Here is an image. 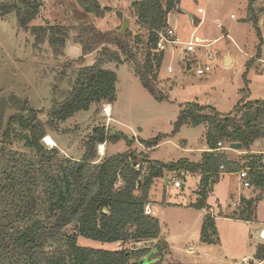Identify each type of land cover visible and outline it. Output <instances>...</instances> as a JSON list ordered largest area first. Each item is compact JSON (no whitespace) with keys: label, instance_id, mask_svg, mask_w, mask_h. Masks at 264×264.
I'll return each instance as SVG.
<instances>
[{"label":"rangeland","instance_id":"374dc122","mask_svg":"<svg viewBox=\"0 0 264 264\" xmlns=\"http://www.w3.org/2000/svg\"><path fill=\"white\" fill-rule=\"evenodd\" d=\"M40 1L41 12L32 26L59 24L73 28V24L85 22L94 24L104 33L122 25L116 10L123 11L130 22L124 33L130 31L135 56L143 63L148 31L137 20L133 5L137 0H98L106 8L101 17L85 11L77 0ZM248 5L249 0H176L169 12L168 24L184 39L193 41L198 36L207 39L210 45L195 46L192 53L167 49L157 77L152 79L163 98L152 95L142 83L135 62L122 55L121 63L106 61L103 65L117 73V100L111 105L94 103L88 111H80L59 123L52 122L55 104L70 93L79 70L93 65L100 54L95 51L83 55L80 44L74 41L73 30L67 45L58 50L48 38L38 42L31 28H21L16 13L0 17V138L8 117L20 112L26 102L39 110V118L46 124L47 134L42 142L48 148H59L65 157L81 158L88 135L95 127L105 126L108 138L116 134H124L126 138L115 143L111 139L99 143L98 159L110 154L131 153L144 171L151 164L200 161L205 149L206 124L197 127L186 124L173 133L183 106L197 102L229 113L243 97L264 99V11L261 12L264 0L255 4L260 17L257 25L247 20ZM136 37L142 42H137ZM72 46L80 48V52H71ZM112 49L117 50L115 46ZM210 54L214 60H209ZM229 55L232 61L225 65ZM250 60L251 66H248ZM199 65L205 68V74H197ZM108 106L110 115L106 113ZM159 134H167L168 139L156 147L148 148L142 141ZM47 136L54 139L55 145L50 146ZM14 142L16 150L25 151L23 141L15 139ZM101 144L105 147L102 153ZM225 150L230 159L244 162V151ZM135 168L141 167L136 165ZM174 179H178L182 187L173 188ZM200 180V173L183 167L177 171L164 168V176L154 181L149 199L154 210L152 215L159 220L161 234L169 245L164 251L163 264H256L255 255L263 243L259 232L264 225V200L260 202V215L256 220L239 219L243 197L256 193L253 186L242 187L239 176L230 173L214 181L207 200L209 207H197L194 204L200 197L197 192ZM210 208L217 217L214 218L216 236L212 243H205L202 228ZM157 242L108 243L85 237L79 239L81 245L94 248H149L152 262L157 260Z\"/></svg>","mask_w":264,"mask_h":264},{"label":"trees","instance_id":"16d2710c","mask_svg":"<svg viewBox=\"0 0 264 264\" xmlns=\"http://www.w3.org/2000/svg\"><path fill=\"white\" fill-rule=\"evenodd\" d=\"M88 13L103 16L98 0H77ZM258 0H249L247 20L258 24L255 8ZM176 0H137L133 3L138 22L148 31L143 63L135 56L130 31L119 29L99 31L92 23L32 26L39 16L40 0H0V17L16 13L23 29H32L38 42L48 38L55 49H62L75 32L74 41L83 55L98 52L93 65L79 70L70 93L56 103L52 122H63L80 111H88L94 103L113 104L117 100V73L103 65L106 61L121 63L122 55L135 62L144 86L162 99L152 79L156 63L159 69L164 54L151 57V49L158 40L157 31L169 26L168 15ZM264 9L261 10V12ZM258 35H260L257 27ZM137 42L142 39L136 37ZM115 46L117 50L112 49ZM260 55L258 52L257 56ZM254 58V57H253ZM251 60L248 61L250 66ZM206 124L205 149L200 161L185 164L183 160L170 164H151L144 171L135 168L137 157L122 152L97 157V145L114 143L124 134L108 138L105 126H98L88 135L81 158L65 157L59 148H48L42 142L46 124L39 118V110L25 104L20 112L11 114L0 138V264H132L146 257L149 248L136 251L102 249L83 246L80 237L108 243L145 241L154 243L156 261L163 264L168 242L161 234L159 220L145 213L150 203V190L156 178L164 176V168L187 170L201 174L197 207H209L211 181H218L222 172L233 173L249 168V179L255 190L251 199L243 197L239 219L253 221L257 208L264 200V154L255 153L256 142L264 138V99L242 98L229 113H221L215 106L191 102L182 107L174 123V134L183 125ZM15 139L23 141L25 151L14 148ZM167 134L143 139L148 148L160 145ZM240 143L246 154L244 162L232 160L223 147ZM148 162V161H147ZM224 167L223 169L221 167ZM119 178L122 185L117 186ZM214 216L207 214L203 221L202 241L212 243L216 236ZM256 259L264 257V245H259Z\"/></svg>","mask_w":264,"mask_h":264},{"label":"built area","instance_id":"2783aa9c","mask_svg":"<svg viewBox=\"0 0 264 264\" xmlns=\"http://www.w3.org/2000/svg\"><path fill=\"white\" fill-rule=\"evenodd\" d=\"M157 35H158V40L156 42V45L153 46L152 49H151V57L152 58H154L158 54H164L167 51V49L170 48V47H172L173 49L183 50L186 53H192V52L195 51V46L204 47V46H209L210 45L209 43H206L207 39H202V38H200L198 36H196L193 41L186 40V39L183 38L182 35L179 34V32L174 27H172L170 25L168 27L164 28V29H161V30L157 31ZM209 60H214V56L212 54L209 55ZM262 65L264 67V60H262ZM153 69L154 70L149 75L150 78H152L153 75L155 73H157V71H156V63L154 65ZM168 70L171 72L172 71V67L169 66ZM205 73H206L205 68L203 66L199 65L198 68H197V74L203 75ZM50 146H53V145H50ZM229 148H230L229 146L228 147H223V149H229ZM136 165L139 166L140 164L136 163L134 166H136ZM221 168L223 169L224 167L222 166ZM236 174L239 176V179L241 180L242 186L244 188H249L251 186V182H250V179H249V168H242L239 171H237ZM121 182H122V179L119 178L117 186H120L119 183H121ZM172 187L173 188H180V187H182V184H181V182L178 179H174L173 183H172ZM145 213L149 214V215L153 214V211H152L150 203L145 205ZM259 237H260V239H264V228L260 229ZM139 242H142V241H139ZM138 249L139 248H137V247L136 248H132L133 251H136ZM256 264H264V257L262 259H259Z\"/></svg>","mask_w":264,"mask_h":264},{"label":"water","instance_id":"95a60500","mask_svg":"<svg viewBox=\"0 0 264 264\" xmlns=\"http://www.w3.org/2000/svg\"><path fill=\"white\" fill-rule=\"evenodd\" d=\"M116 14L119 17L120 20L123 21L122 25H118L116 28L121 30L122 33H124V31L129 27L130 22L127 16H124V12L121 10H116ZM71 52H75V53H79L80 52V48L72 46L70 49ZM231 62V57L230 55L226 58L225 61V65L230 64ZM187 69L190 70L191 69V65L189 62H187ZM259 141H257L256 143L258 144ZM230 149H236L239 150L242 148V145L240 143H232L230 144ZM137 162L134 163V165ZM215 180L211 181V186L214 184ZM168 182V179H166V183ZM153 260L151 259V254H148L146 257L144 258H140L134 262H132V264H150Z\"/></svg>","mask_w":264,"mask_h":264},{"label":"crops","instance_id":"0c3cea01","mask_svg":"<svg viewBox=\"0 0 264 264\" xmlns=\"http://www.w3.org/2000/svg\"><path fill=\"white\" fill-rule=\"evenodd\" d=\"M170 26H172V25H170ZM173 27V26H172ZM259 57H261V56H259ZM225 61H226V59H225ZM232 61V60H231ZM250 66H251V63H250ZM262 146H263V139H261L259 142H258V144L256 143V150H254V152L255 153H260V154H264V148H262ZM228 151V150H227ZM226 151V152H227ZM233 173H236V172H233ZM226 174H230V173H227V172H222L221 173V175H220V178L221 177H224ZM219 178V179H220ZM243 187V186H242ZM150 193H151V190H150ZM245 197L247 198V199H251L253 196H248V194H246L245 195ZM242 198V197H241ZM151 200V199H150ZM263 201V200H262ZM261 201V202H262ZM150 204H151V208H152V201L150 202ZM259 207H260V203H259V205H258V208H257V218L259 217V215H260V209H259ZM212 211H210V213L215 217V218H217L214 214H213V209L212 208H210ZM152 211L154 212V210H153V208H152ZM256 218V219H257ZM261 228H264V225L261 227ZM261 241H263V243L261 244V245H264V239H260Z\"/></svg>","mask_w":264,"mask_h":264},{"label":"bare ground","instance_id":"6f19581e","mask_svg":"<svg viewBox=\"0 0 264 264\" xmlns=\"http://www.w3.org/2000/svg\"><path fill=\"white\" fill-rule=\"evenodd\" d=\"M106 113L109 114V115L111 114V108H110V106L107 107ZM46 140L49 142V144L55 145L54 139L51 136H47ZM103 150H105V147H104V144H101L100 145V152L102 153Z\"/></svg>","mask_w":264,"mask_h":264}]
</instances>
